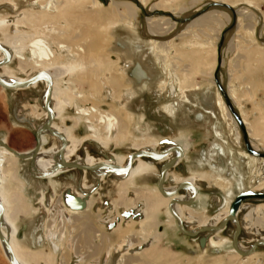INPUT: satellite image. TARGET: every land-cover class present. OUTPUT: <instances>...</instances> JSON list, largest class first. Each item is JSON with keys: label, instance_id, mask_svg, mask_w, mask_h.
I'll return each instance as SVG.
<instances>
[{"label": "rangeland", "instance_id": "1", "mask_svg": "<svg viewBox=\"0 0 264 264\" xmlns=\"http://www.w3.org/2000/svg\"><path fill=\"white\" fill-rule=\"evenodd\" d=\"M33 1L0 0V19L8 23L0 30V41L27 37L22 46L26 67L13 58L6 68L27 78L37 71L28 41L40 38L50 47L64 70L56 80L61 109L53 123L77 142L78 158L111 157L123 165L131 152L163 151L180 136L186 149L167 171L163 188L176 186L173 176L199 177L198 197L181 207L183 215L196 217L185 224L189 229L228 209L240 192H263L258 188L264 184V157L246 149L224 95L243 122L251 148L264 153V0H52L49 11ZM125 6L133 8L134 17ZM200 16H208V22H194ZM148 19H167L169 24L152 33ZM80 42L82 55L70 47ZM58 44L64 47L58 49ZM136 65L144 77L134 74ZM43 88L42 82L23 89L0 87V140L6 147L16 152L35 147L36 128L45 117ZM56 142L43 135L40 149ZM5 152L0 148V167H11L6 188L18 190L23 200L13 222L15 243L28 264H264V246L249 256L232 250L230 222L213 234L191 237L179 231L156 188L165 157L137 158L147 167L131 179L115 174L97 178L77 169L34 178L28 174L29 159ZM73 196L83 200L81 209L66 204ZM147 203L155 204L150 215L144 214ZM241 204L238 243L248 247L264 234V212L248 211L263 206L264 199ZM0 264H11L1 242Z\"/></svg>", "mask_w": 264, "mask_h": 264}, {"label": "bare ground", "instance_id": "2", "mask_svg": "<svg viewBox=\"0 0 264 264\" xmlns=\"http://www.w3.org/2000/svg\"><path fill=\"white\" fill-rule=\"evenodd\" d=\"M11 1H13V0H11ZM51 1L52 0H49V1H46L44 4H38L37 0H34L33 2H30V3H32V5L34 4V6L38 5L40 10L49 11L50 7L52 5ZM68 1L69 0H61V3H65V2L68 3ZM72 1L75 2L76 0H72ZM142 1L144 2V0H142ZM170 1L171 0H167L168 3ZM12 5L15 8V5L14 4H12ZM125 11H126L127 14H130L132 17L135 16V13H134L133 8L131 6H125ZM206 17H208V16H200L194 22L204 24V23L208 22L206 20ZM224 19H225L226 22L229 21V17L227 15H224ZM148 21H149L148 22L149 29H150V31L152 33H157L161 29H165L166 25L169 24V21H167V19H154V20L148 19ZM221 22H219L220 26H222L223 23H224V22L223 23H221ZM7 24L8 23L6 21L0 19V30L4 26H7ZM14 28L16 29L18 27L15 26ZM164 31L165 30H163V32ZM26 38L27 37L25 35H17V36L11 37L10 39L6 38L5 41L4 40L0 41V45L2 46V48L8 51V54H9V57H10V61L13 58L18 59V61H20V67L22 69L24 67H26V65H27L26 62L23 61L24 60V56H23V47H22L23 46V42H24V40ZM71 38L73 39L74 37H71ZM119 45H120V43H119ZM26 47H27V52H28V55H29L30 59L34 60V66L33 67H34V69L37 70L36 73L43 72V73L47 74L51 78V81H52V93H51V97H50V101H49V108L51 110V113L53 114V119H54V117L55 118L57 117V114L60 112V109H61L60 102L56 99V91L58 89L57 84H56L57 83L56 80H58L64 74V70L62 68H60V66L56 65V63H55V59H56L55 54L50 49V47L48 45H46V43H43L42 39L33 37V38H31L28 41V43L26 44ZM57 47H58V49L59 48L61 49V48L64 47V45L58 44ZM70 47L72 49H74L75 52H77L79 54H81V53L84 54V48H83V45H82L81 42H80V44H75V46L74 45H72V46L70 45ZM1 59H2V55H1V52H0V60ZM69 67H71V66H69ZM134 70H135L134 74L137 77H139V76L140 77H144L145 76V71L141 70L137 65L134 68ZM0 79L5 81V82H7L8 84H11V83H15V82H21V81L25 80L26 78H17L15 76H13L10 73V71L6 68V65H4V66L0 67ZM38 82H42L44 84L42 98H41V107H42L44 89L46 87V82H44V81H38ZM38 82H36V83H38ZM36 83H34V84L30 85V86H27V87L34 86ZM163 84H164V81H160L159 85L161 86ZM27 87H23V88H27ZM23 88H19V89H23ZM77 96L80 97L79 95H77ZM217 105L220 106V108H223L222 104H220V99L219 98H217ZM86 113H87V110L83 109V114H86ZM44 115H45V117H44L42 123H40L39 126L36 128V131L38 133H37V136L35 137V139H36L35 147L33 149H31V151H29V152H16L18 154V156L19 155L20 156H25L22 159H29L28 174H29L30 177H34V178H42V177H46V176L52 175L55 172H57V170L70 169L68 167L63 166L61 161H60L58 152H59V148H60L62 143H61V141L59 139L56 138L57 142L52 147H50V148H48V149H46L44 151H42L40 149L41 137L43 135H52V133L46 129L47 127H45L46 126V122H47V116H46L45 110H44ZM200 116H201V114H197L196 117L199 118ZM98 122H99V119H98ZM100 122L102 123L103 120H100ZM109 124H110V122H109ZM51 130L61 134L65 138L67 144H66V147L63 150V158L69 164H77V165H80V166H94V165H97L99 163H106V164H113V165L122 167L128 161V156L129 155L127 156V158H126V160H125L123 165L120 162L115 161V159L111 158V157H110V161L109 160H97L96 161L95 159H93L92 157H89L88 155L85 156L83 159L82 158H78L76 156V150H77L78 144L74 140L73 141L71 140L70 134L67 131V129L65 127L64 128L57 127L56 125H54V123L52 121ZM92 140H95L98 143L101 142L100 139H92ZM170 140H172V141H170ZM170 140L167 143V145L165 146V148L163 149V150L170 151L169 155H167L164 158V159H167V161L170 158L174 157V156H179L178 151L172 150V148L174 146L181 147L183 149V151H185V149H186V143L184 142V140L181 139L180 136L177 137V139L174 137L173 139H170ZM2 144H3V142L0 143V148L5 150L6 152H10ZM152 145H154V144H152ZM145 150H151V148H148V149H145ZM151 151H154V150L152 149ZM221 151H223V148H222ZM42 152H44V153H42ZM41 154L44 155L45 158L40 157ZM201 155L202 156L204 155L203 151L201 152ZM73 156H75L74 160L70 159ZM67 160H70V161H67ZM136 160L137 161L134 160L135 161V162H133L134 164L132 163L131 168L128 171H126V172L115 171V170H113L111 168H108V167L107 168H105V167H96L95 169L91 170L90 172H93L96 175L97 178L103 176L104 174H115L116 177H123L125 179H129V178L131 179L132 177H135L138 173L143 172V170L147 167L146 163H144L142 160L137 159V158H136ZM212 167H214V164H212ZM10 169H11V167H10ZM10 169H8V170H10ZM8 170L5 167H3V166L0 167V203L3 205V214H2V219H1L2 223L0 225V234L6 240V243L8 244V247H9L10 250H8L7 245L5 243H3L1 241V239H0V242H1V245H2V247L4 249V251H5V254H6L7 258L9 259V262H10V257H13L14 260H15V264H28L27 260H25V255L23 253L24 250L22 251L21 248H19L17 246V244L15 243L16 228H15L14 223H13L15 217L22 211V207L21 206L23 205V200H22L21 194H20V192L18 190H16V189H7L6 188V183H5L6 181L5 180L7 178L8 172H9ZM256 171L257 170H253V172H256ZM172 178H174L173 181H175L173 183L178 184L179 181L190 182L196 188H198L197 179H199V177H194V176L183 177L181 180H179V178L176 177V176H173ZM172 188L173 187H167V188H163V189H164L165 192H172L173 189H174V188L173 189ZM258 189L264 192V184L261 185ZM227 191H229V190H227ZM184 192H185V196L184 197H182V198L177 197L176 199L184 201V200H186L187 198H189L192 195V191H191L190 188H185ZM159 197L163 201H165L166 207H167V204H168L170 198H164L161 195H159ZM197 197H198V195L196 196V198ZM227 205H228V203H227ZM154 206H155V204L150 203V205H149L147 203V207L145 209V213L144 214L150 215V213H152V210L155 208ZM181 207H187V206H173V210L177 214H179V216L183 219V222L186 225L189 224V223H193L194 220L196 219V217L195 218L193 217L194 218V220H193V219H191L189 217V215H183L182 214L183 210H182ZM242 207L243 206H240L237 209V211L242 209ZM229 208H230V206H229ZM229 208L226 209V210L225 209L224 210H220V211L216 212V214H214V215L208 216V217H206L204 219H201V220L197 221L198 222V227H200L202 225H216V224L220 223L225 218V216L228 214ZM253 211H257V212H262L263 211L264 212V204H263V206L262 205L261 206H257L256 208L252 207V209H250L248 211V214L249 215L252 214ZM245 218L247 219V217H245ZM241 226H242V229H243L242 223H241ZM246 227H247V223H246ZM251 233H249V234H251ZM259 238L264 239V234L262 235V237H259ZM259 238H254V240H257ZM216 241H218V240L211 239V242L213 244H215ZM238 247H239L240 250L243 251V250H246L249 246L248 247H244L240 243H238ZM33 258H35V255H34ZM46 258L47 257H45L44 260H46ZM41 260H43V258Z\"/></svg>", "mask_w": 264, "mask_h": 264}, {"label": "water", "instance_id": "3", "mask_svg": "<svg viewBox=\"0 0 264 264\" xmlns=\"http://www.w3.org/2000/svg\"><path fill=\"white\" fill-rule=\"evenodd\" d=\"M223 5H225V4H223ZM225 6H228V5L226 4ZM222 35L223 34H221L220 41H222ZM0 52L2 55V59L0 60V67H2L4 65H6L7 63H9L10 57H9L8 51L3 49L1 45H0ZM218 64H219V47L217 48V65ZM214 79H216V72L214 73ZM38 81L46 82V87L44 89V96H43V104H42V108L45 110L46 116H47V122H46L45 127H47L46 129L52 133V136L59 139L62 143L60 148H59L58 154H59V158H60V161H61L63 166L68 167L70 169H77V170H82V171H91V170L95 169L96 167H105V168L108 167V168H111L115 171L126 172L131 168V165L136 158H149L150 160H157V159H163L164 157L169 155L170 151H168V150H163V151L160 150L159 152H154V151L145 150V149L135 150L129 154L127 163L122 167L116 166L113 164H106V163H99V164L94 165V166H80L77 164L67 163L63 158V150L66 147L67 142L61 134L51 130V124L53 121V114L51 113V110L49 108V101H50V97H51V93H52L51 78L43 72H38V73H34V74L28 76L25 80H23L21 82H15V83H11V84H8L7 82L0 79V87H2L4 89H19V88L30 86V85L38 82ZM217 86H218L219 90H221V86L219 85V83H217ZM224 99H225L226 105H227L228 109L230 110L231 114L234 116V118L237 120L238 124L242 128V136H243V140H244V144H245L246 149L252 155L264 157V153L255 152L251 148V146L249 145L248 140H247V132L243 128V122H241V120L239 119V116L233 110V105H232L231 101L228 100L226 95H224ZM37 133L38 132L36 131L35 132L36 136H37ZM2 142L3 141L0 140V143H2ZM2 145L5 148H8L4 145V143ZM8 150L18 158H24L25 157V156H20V155L18 156L16 151H14L10 148H8ZM172 150L178 151L179 156H174V157L170 158L168 161L161 164V166L159 168V173H158V180L156 182V188L162 197L170 198V200L167 204V211L177 222V227H178L179 231L182 234L187 235V236H191V237L197 235L198 233H206V234L211 233V234H213L217 231L223 230L225 228L226 224L228 222H230L233 225V230H232V233L230 236L231 247L237 254H239L241 256H249L255 252V249L258 246H264V239L259 238L257 240H253L246 250L242 251L239 249L238 238H239V234L241 233L242 226H241V223H240V221L236 215L237 209L240 207L243 200H246V199H264V192H260V191L254 192L251 190H247V191L240 192L239 194H237L235 196V198L231 201L228 214L225 216V218L220 223H218L216 225H202L198 228H193V229H189L185 226L183 219L179 216V214H177L173 210V206H189L195 200V198L198 194V189L193 184H191L190 182H180V183L176 184V186L174 187L172 192H165L164 191L163 185H164V182L166 179L167 171L169 170V168L171 166H173L175 164V162L178 160V158L179 157L181 158L184 154L183 149L179 146H174L172 148ZM185 188H190L192 191V195L189 198H187L184 201L174 198L175 195L178 194L179 192H181V191L184 192ZM66 204L70 208H73V209H80L84 205L83 200L79 196H73V197L67 198ZM2 214H3V205L0 203V225L2 223V220H1ZM0 239L8 247L6 240L2 237L1 234H0ZM8 250H10L9 247H8ZM10 262L12 264H15V260L13 257H10Z\"/></svg>", "mask_w": 264, "mask_h": 264}, {"label": "flooded vegetation", "instance_id": "4", "mask_svg": "<svg viewBox=\"0 0 264 264\" xmlns=\"http://www.w3.org/2000/svg\"><path fill=\"white\" fill-rule=\"evenodd\" d=\"M223 3V2H222ZM223 4H225V3H223ZM226 5V4H225ZM45 116V115H44ZM180 145V144H179ZM184 152V151H183ZM167 160V159H166ZM176 163H177V161H176ZM175 163V164H176ZM180 182H183V181H180ZM180 182H178V183H180ZM170 187H173L174 188V185H172V186H170ZM172 188V189H173ZM197 195H199V194H197ZM185 195H183V196H179L180 198H182V197H184ZM187 196V195H186ZM178 196L177 195H175V198H177ZM241 206V205H240ZM167 208V207H166ZM229 208V207H228ZM168 212V211H167ZM216 233V232H215ZM233 250V249H232ZM234 251V250H233Z\"/></svg>", "mask_w": 264, "mask_h": 264}, {"label": "crops", "instance_id": "5", "mask_svg": "<svg viewBox=\"0 0 264 264\" xmlns=\"http://www.w3.org/2000/svg\"><path fill=\"white\" fill-rule=\"evenodd\" d=\"M54 119H55V117H54ZM24 152H25V151H24ZM89 172H90V171H89ZM52 175H54V174H52ZM49 176H51V175H49ZM49 176H48V177H49ZM46 177H47V176H46Z\"/></svg>", "mask_w": 264, "mask_h": 264}]
</instances>
